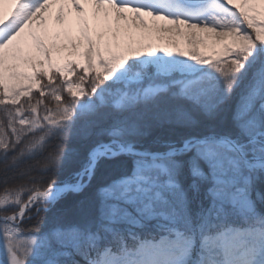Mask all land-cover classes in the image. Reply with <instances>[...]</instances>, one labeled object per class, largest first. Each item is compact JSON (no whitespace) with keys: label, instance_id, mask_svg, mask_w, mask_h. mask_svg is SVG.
I'll list each match as a JSON object with an SVG mask.
<instances>
[{"label":"snow or ice","instance_id":"1","mask_svg":"<svg viewBox=\"0 0 264 264\" xmlns=\"http://www.w3.org/2000/svg\"><path fill=\"white\" fill-rule=\"evenodd\" d=\"M0 106V264H264V0H2Z\"/></svg>","mask_w":264,"mask_h":264},{"label":"trees","instance_id":"2","mask_svg":"<svg viewBox=\"0 0 264 264\" xmlns=\"http://www.w3.org/2000/svg\"><path fill=\"white\" fill-rule=\"evenodd\" d=\"M34 95H37L34 93ZM64 96H68L67 93L64 94ZM63 103V100L61 101ZM53 106H55V102H53ZM0 109H2V106H0ZM0 116H2V113H0ZM19 127V125H17ZM0 133H3L5 138H8L10 136V130L6 129V123L4 128H0ZM57 141L53 140L51 143L47 144V149H52L56 145ZM42 154L46 155L45 149H41L37 154L36 157L29 161L28 164L22 166L23 168H28L31 166H36L39 172L42 174L43 179L48 180L52 176H63V172H56V171H48L42 167V160L41 156ZM2 167V165H0ZM35 175V173H33ZM9 176L11 177L10 183H14L16 185L14 190H10L8 195L11 197V199H17V198H22L27 202V193L29 188L33 187V185L29 184V177H19L18 173H10ZM3 180V175L0 173V181ZM5 193L0 191V198L4 197ZM258 209L264 211V205H258ZM11 214V213H9ZM0 215H3V213H0ZM43 217V216H42ZM28 221V220H27ZM37 222L36 220H29L28 223H26V227L22 228L20 231L23 229H27L28 231L31 229L32 222ZM1 226V225H0Z\"/></svg>","mask_w":264,"mask_h":264},{"label":"rangeland","instance_id":"3","mask_svg":"<svg viewBox=\"0 0 264 264\" xmlns=\"http://www.w3.org/2000/svg\"><path fill=\"white\" fill-rule=\"evenodd\" d=\"M0 2H2V0H0ZM5 9L6 10H10L9 6L8 5H5ZM60 9V5L58 3H50V6H49V10L47 13H45V20L47 22V26L49 29H51L53 26H56L55 25V20H54V17H55V14L59 11ZM146 20L149 21V25L151 26L153 23H156V24H163L164 22L163 21H151L150 18L146 17L145 18ZM58 27V26H56ZM37 31V33H39L41 31V29L37 28L35 29ZM72 34L73 36L75 37L77 35L76 33V29H75V24L73 22L72 24ZM165 38L167 37V33H164L162 34ZM205 35H208L209 37L211 36V34H205ZM155 36H156V33L153 32L152 33V39H151V42L152 43H156V39H155ZM177 39V42L181 44V46L183 47V44H182V41L179 40V38H176ZM63 42V38L61 39V41H58L57 43L58 44H61ZM227 42V41H225ZM207 47H204V46H201V51H205V52H209L211 49H215V50H219L220 48V45L219 44H215V42L212 40V39H209L207 42ZM21 49L23 50V52L25 54H28V53H31L32 52V49H31V39L30 37L27 35V32L22 36L21 38V45H20ZM67 57V52H63L61 53L57 58H56V62L58 63H62L63 62V58ZM75 77H73L74 79ZM44 214L42 213L41 214V217L43 216ZM40 217L37 218V220H39ZM36 220V221H37ZM26 223H28L27 219L25 220ZM34 223H36L35 221L32 222L31 224L33 225ZM3 230V226L1 225L0 226V231ZM23 233L22 235V239H26L27 238V235H28V230L27 229H23L21 231ZM6 258L5 256H2L0 255V259H4Z\"/></svg>","mask_w":264,"mask_h":264}]
</instances>
